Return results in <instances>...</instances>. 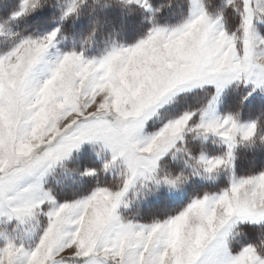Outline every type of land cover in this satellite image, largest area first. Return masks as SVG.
Here are the masks:
<instances>
[{
  "label": "snow or ice",
  "instance_id": "1",
  "mask_svg": "<svg viewBox=\"0 0 264 264\" xmlns=\"http://www.w3.org/2000/svg\"><path fill=\"white\" fill-rule=\"evenodd\" d=\"M0 264H264V0H0Z\"/></svg>",
  "mask_w": 264,
  "mask_h": 264
}]
</instances>
